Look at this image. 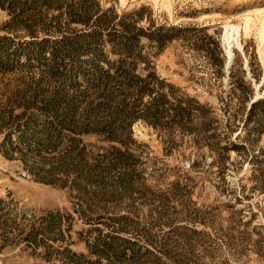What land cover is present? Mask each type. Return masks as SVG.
<instances>
[{
	"label": "rangeland",
	"instance_id": "rangeland-1",
	"mask_svg": "<svg viewBox=\"0 0 264 264\" xmlns=\"http://www.w3.org/2000/svg\"><path fill=\"white\" fill-rule=\"evenodd\" d=\"M97 1L137 35L134 72L152 73L151 92L126 102L147 104L160 93L157 115L124 125L121 141L65 130L85 147L78 170L60 174L61 182L40 180L55 162L33 155L47 153L42 145L28 151L18 142L14 127L25 117L16 116L36 112L32 127L41 134L43 120L55 122L41 112V98L56 91L78 116L102 90L85 87L87 71L70 73L86 54L26 44L24 28L0 6V37H8L0 67V264H67L64 248L87 264H264V0ZM226 22L239 25L242 44L229 66ZM103 52L119 55L109 43ZM7 132L11 145L2 147ZM68 138L60 136L59 147ZM47 221L37 243L25 237Z\"/></svg>",
	"mask_w": 264,
	"mask_h": 264
},
{
	"label": "trees",
	"instance_id": "trees-1",
	"mask_svg": "<svg viewBox=\"0 0 264 264\" xmlns=\"http://www.w3.org/2000/svg\"><path fill=\"white\" fill-rule=\"evenodd\" d=\"M0 6L12 15L10 23L24 28L30 39L25 41L26 44L42 45L52 42L54 45L59 44L69 54L77 56L86 54L83 60L80 58L76 60L75 65L70 68V73L87 71L84 76L85 87L95 91L102 90L100 95L103 99L86 103L78 116L74 114V107L68 101L63 104L57 101L59 94L56 91L50 92L44 99L41 98V112H51L55 120V122L43 120L44 130L41 134H37L36 129L32 127L33 122L41 120L36 112L27 113L25 110L16 116L25 117L14 127L18 142H23L28 151L32 149L31 145L36 149L37 145H42L47 153L37 151L33 155L49 158L55 162L54 166L39 172L40 180L50 183L61 182L64 178L60 174L78 170L79 161L83 159V156L81 158L78 156L85 147L82 145L78 148L79 139L69 136L64 132L65 130L74 133L101 131L107 138L121 141L120 135L123 134L124 125H130L134 119L140 117L150 121L156 117L162 96L160 93L155 94L147 104H140L138 101L126 102L128 95H135L139 100L145 89L151 92L148 78L152 73H149L148 77H142L134 72L137 35L133 33L131 24L123 22L122 16L112 14L110 9L103 10L97 0H0ZM116 25H123L122 30L117 29ZM7 38V36L0 37V67L6 62L4 56L8 51ZM107 43L110 44L112 51L118 52L117 58H107L103 52V45ZM2 119L3 116L0 114V130H2V121L5 123ZM12 132L4 135L2 147L8 143L11 145ZM62 135L69 137V143L59 147L62 140L58 138ZM76 149L78 150L75 151ZM112 151L119 152L116 148ZM92 165L99 166L98 163ZM49 229L47 221L37 228L30 227L25 237L30 242L37 243L38 230L46 233ZM105 246L113 249L115 256L119 255L120 252L108 242H105ZM61 252L67 253L69 250L64 248ZM91 252L97 253L93 249ZM66 253L64 257L67 264L91 262L84 260L83 263L82 254Z\"/></svg>",
	"mask_w": 264,
	"mask_h": 264
},
{
	"label": "bare ground",
	"instance_id": "bare-ground-1",
	"mask_svg": "<svg viewBox=\"0 0 264 264\" xmlns=\"http://www.w3.org/2000/svg\"><path fill=\"white\" fill-rule=\"evenodd\" d=\"M262 26H264V20ZM239 28H240L239 25L230 22H226L223 25L222 40L224 43L225 52L227 56L226 58L227 66H229L230 61H232L234 55L233 47H238V48L242 47V44L240 43L238 36Z\"/></svg>",
	"mask_w": 264,
	"mask_h": 264
}]
</instances>
